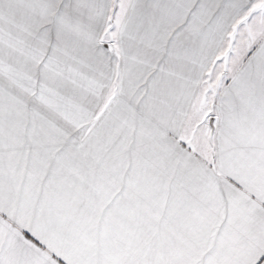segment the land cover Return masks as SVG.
Returning a JSON list of instances; mask_svg holds the SVG:
<instances>
[{
	"label": "snow or ice",
	"instance_id": "1",
	"mask_svg": "<svg viewBox=\"0 0 264 264\" xmlns=\"http://www.w3.org/2000/svg\"><path fill=\"white\" fill-rule=\"evenodd\" d=\"M0 264H264V0H0Z\"/></svg>",
	"mask_w": 264,
	"mask_h": 264
}]
</instances>
